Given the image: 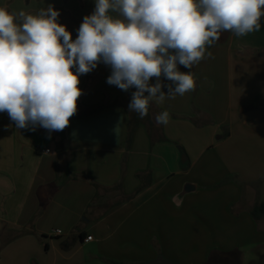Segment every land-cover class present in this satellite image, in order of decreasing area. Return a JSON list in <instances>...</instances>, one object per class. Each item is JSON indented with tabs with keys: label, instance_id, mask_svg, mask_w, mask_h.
Listing matches in <instances>:
<instances>
[{
	"label": "crops",
	"instance_id": "obj_1",
	"mask_svg": "<svg viewBox=\"0 0 264 264\" xmlns=\"http://www.w3.org/2000/svg\"><path fill=\"white\" fill-rule=\"evenodd\" d=\"M178 70L195 89L150 101L151 129L138 126L129 148V90L107 83L103 62L79 76L63 131L19 129L0 112V264H208L246 250L264 260V218L250 213L255 185L264 203V17L259 31L221 32L204 59ZM163 111L167 125L155 119Z\"/></svg>",
	"mask_w": 264,
	"mask_h": 264
},
{
	"label": "clouds",
	"instance_id": "obj_2",
	"mask_svg": "<svg viewBox=\"0 0 264 264\" xmlns=\"http://www.w3.org/2000/svg\"><path fill=\"white\" fill-rule=\"evenodd\" d=\"M59 15L52 5L36 14L0 7V112L19 129L68 127L82 95L79 76L100 62L111 68L109 85L136 89L128 108L144 118L150 101L195 89L193 74L178 65L199 63L221 32L259 31L264 0H95L75 40ZM162 75L171 83L164 85ZM155 119L167 125L169 112Z\"/></svg>",
	"mask_w": 264,
	"mask_h": 264
},
{
	"label": "rangeland",
	"instance_id": "obj_3",
	"mask_svg": "<svg viewBox=\"0 0 264 264\" xmlns=\"http://www.w3.org/2000/svg\"><path fill=\"white\" fill-rule=\"evenodd\" d=\"M48 5H52L55 10L59 11L58 23L66 26L67 30H78L83 18L91 15L95 10V0H0V7H6L9 12L17 14L21 10L28 14H36L41 9H46ZM111 15L116 16L117 14L111 13ZM1 251L0 260L2 261ZM254 256L251 250L245 251V258L242 261H238L239 257L236 256L211 255L212 259L210 258L211 261L208 264H256L257 259ZM29 264L36 263L30 261ZM260 264H264V260H261Z\"/></svg>",
	"mask_w": 264,
	"mask_h": 264
},
{
	"label": "trees",
	"instance_id": "obj_4",
	"mask_svg": "<svg viewBox=\"0 0 264 264\" xmlns=\"http://www.w3.org/2000/svg\"><path fill=\"white\" fill-rule=\"evenodd\" d=\"M134 91H136V89L134 87L129 89V95H128V98L126 100V104L123 105V107L127 110L128 116H129V126H128V134H127V148L130 147L132 140H133L134 133L137 130L138 126H140L141 124H145L146 126H148V129H151L150 113L152 110V105L150 102H149L148 115L145 116L144 118H140L139 114L134 112V111L133 112L129 111L128 105L132 99V93ZM100 109L101 108H93V109H90V110L84 112L83 114H79V115H84V116L92 115L96 112H99ZM224 135L227 136V133H225ZM60 138H61L60 142L56 146V150L58 152L63 151V147H64V145H63L64 135L62 134ZM236 182L242 190H244L248 186V184L243 183L242 181H240L238 179H236ZM143 187L144 186H142V188ZM254 189L256 190V201H255L254 207L250 213H251V216L253 217L254 220L259 221L261 218H264V203H262L260 200L258 185H255ZM4 246H5V243H3V247ZM210 261H211V259H210Z\"/></svg>",
	"mask_w": 264,
	"mask_h": 264
},
{
	"label": "water",
	"instance_id": "obj_5",
	"mask_svg": "<svg viewBox=\"0 0 264 264\" xmlns=\"http://www.w3.org/2000/svg\"><path fill=\"white\" fill-rule=\"evenodd\" d=\"M194 190V187L191 185H187L185 187V192L189 193ZM151 264H172L168 260L164 259L163 257L157 258L155 261H153Z\"/></svg>",
	"mask_w": 264,
	"mask_h": 264
},
{
	"label": "built area",
	"instance_id": "obj_6",
	"mask_svg": "<svg viewBox=\"0 0 264 264\" xmlns=\"http://www.w3.org/2000/svg\"><path fill=\"white\" fill-rule=\"evenodd\" d=\"M43 153H44V154H50V149H45V150L43 151ZM55 234H56V235H61V232H60V231H56ZM86 240H87V241H91V240H92V237L89 236V237L86 238Z\"/></svg>",
	"mask_w": 264,
	"mask_h": 264
}]
</instances>
